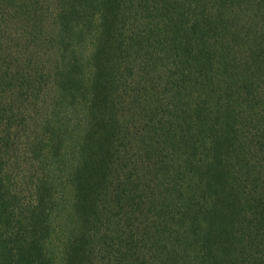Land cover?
Wrapping results in <instances>:
<instances>
[{"label":"trees","instance_id":"trees-1","mask_svg":"<svg viewBox=\"0 0 264 264\" xmlns=\"http://www.w3.org/2000/svg\"><path fill=\"white\" fill-rule=\"evenodd\" d=\"M0 264H264V0H0Z\"/></svg>","mask_w":264,"mask_h":264}]
</instances>
